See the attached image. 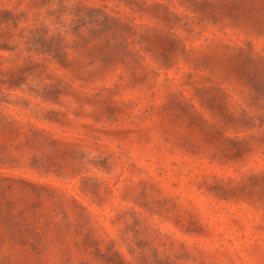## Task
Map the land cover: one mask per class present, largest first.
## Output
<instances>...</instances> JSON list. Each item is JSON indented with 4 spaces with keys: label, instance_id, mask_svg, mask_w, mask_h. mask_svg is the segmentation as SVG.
<instances>
[{
    "label": "rangeland",
    "instance_id": "rangeland-1",
    "mask_svg": "<svg viewBox=\"0 0 264 264\" xmlns=\"http://www.w3.org/2000/svg\"><path fill=\"white\" fill-rule=\"evenodd\" d=\"M0 264H264V0H0Z\"/></svg>",
    "mask_w": 264,
    "mask_h": 264
}]
</instances>
